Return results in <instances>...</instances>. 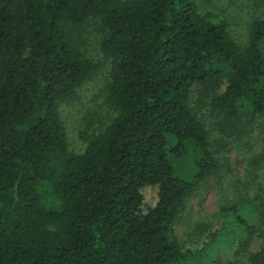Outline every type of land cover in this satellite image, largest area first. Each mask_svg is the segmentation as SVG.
Here are the masks:
<instances>
[{
	"label": "trees",
	"instance_id": "1",
	"mask_svg": "<svg viewBox=\"0 0 264 264\" xmlns=\"http://www.w3.org/2000/svg\"><path fill=\"white\" fill-rule=\"evenodd\" d=\"M199 0H0V264H202L216 239L185 249L174 225L194 182L217 172L192 105L264 114V18L240 45ZM99 21L116 117L71 154L59 103L99 70L67 24ZM224 89V90H223ZM194 157L191 179L174 159ZM155 191L149 202L146 193ZM262 247L247 258L264 264ZM215 236H213L214 238ZM242 236L237 254L248 249Z\"/></svg>",
	"mask_w": 264,
	"mask_h": 264
},
{
	"label": "rangeland",
	"instance_id": "2",
	"mask_svg": "<svg viewBox=\"0 0 264 264\" xmlns=\"http://www.w3.org/2000/svg\"><path fill=\"white\" fill-rule=\"evenodd\" d=\"M199 6L202 12L226 20L240 45L247 43L252 21L264 18V0H199ZM65 32L72 46L99 65L93 78L69 100L59 103L69 152L81 154L88 140L103 132L116 117V110L108 102L110 62L101 52L105 34L98 20L69 23ZM212 97L196 89L192 105L210 130L218 170L194 182L175 222L174 237L192 251H199L209 238L216 239L207 249L208 256L199 257L202 264H249V255L262 247L260 233L256 230L251 238L243 234L246 227L239 220L250 226L264 220V114L252 116L246 105L240 104L238 119L219 116L212 107ZM173 164L176 174L184 179H191L196 172L194 157L174 159ZM146 198L152 202L155 191H148ZM242 236L250 243L245 252L237 254Z\"/></svg>",
	"mask_w": 264,
	"mask_h": 264
}]
</instances>
